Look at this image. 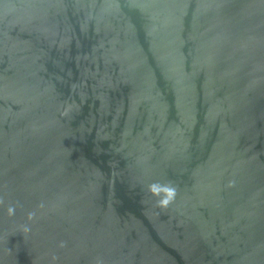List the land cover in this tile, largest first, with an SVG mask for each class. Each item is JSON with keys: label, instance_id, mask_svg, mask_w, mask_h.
<instances>
[{"label": "water", "instance_id": "obj_1", "mask_svg": "<svg viewBox=\"0 0 264 264\" xmlns=\"http://www.w3.org/2000/svg\"><path fill=\"white\" fill-rule=\"evenodd\" d=\"M0 264H264V0H0Z\"/></svg>", "mask_w": 264, "mask_h": 264}, {"label": "clouds", "instance_id": "obj_2", "mask_svg": "<svg viewBox=\"0 0 264 264\" xmlns=\"http://www.w3.org/2000/svg\"><path fill=\"white\" fill-rule=\"evenodd\" d=\"M148 191L151 195L160 197L158 204L164 207L170 204L176 196V189L171 185L153 183L148 186Z\"/></svg>", "mask_w": 264, "mask_h": 264}]
</instances>
